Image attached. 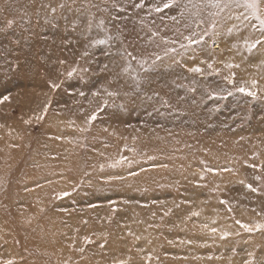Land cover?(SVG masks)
<instances>
[{"label": "rangeland", "instance_id": "rangeland-1", "mask_svg": "<svg viewBox=\"0 0 264 264\" xmlns=\"http://www.w3.org/2000/svg\"><path fill=\"white\" fill-rule=\"evenodd\" d=\"M0 264H264L243 0H0Z\"/></svg>", "mask_w": 264, "mask_h": 264}, {"label": "snow or ice", "instance_id": "snow-or-ice-1", "mask_svg": "<svg viewBox=\"0 0 264 264\" xmlns=\"http://www.w3.org/2000/svg\"><path fill=\"white\" fill-rule=\"evenodd\" d=\"M221 0H215V6L220 7ZM244 7L251 10L252 14L256 17L257 20L260 22V26L262 29H264V18H261L259 14V6H260V0H243ZM168 5H165L167 7ZM227 6V5H225ZM198 71V69H195ZM71 75V73H69ZM54 87H58V85H54ZM243 91V89H241ZM4 99H8V97H4Z\"/></svg>", "mask_w": 264, "mask_h": 264}]
</instances>
